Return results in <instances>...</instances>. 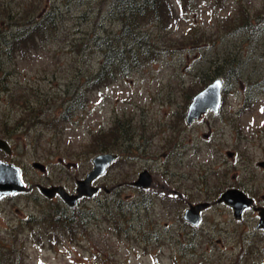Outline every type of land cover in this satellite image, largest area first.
I'll return each mask as SVG.
<instances>
[{
    "label": "rangeland",
    "instance_id": "374dc122",
    "mask_svg": "<svg viewBox=\"0 0 264 264\" xmlns=\"http://www.w3.org/2000/svg\"><path fill=\"white\" fill-rule=\"evenodd\" d=\"M114 2L0 0V43L29 22L46 20L48 28L56 17V27L4 47L16 54L2 64L16 91L0 89V137L11 147V153L0 149V159L19 166L29 188L0 198V252L18 264H260L264 232L255 206L264 205L258 163L264 160V0H191L193 8L166 32L149 28L161 35L156 53L141 55L132 68L131 39L122 40L126 45L113 39L110 49L104 44L122 27L121 13L110 15ZM121 48L128 49L121 63L107 66L116 72L113 81L82 90L83 77L94 76L105 55ZM216 76L224 80L219 111L187 123L192 96ZM66 89L83 108L61 126L63 98L71 96ZM105 151L118 158L93 181L98 191L77 202L75 214L84 211L87 220L70 238L51 218L57 206L72 214L70 207L36 184L76 192V179ZM143 168L151 184L136 186ZM227 187L253 197L240 218L217 201ZM200 200L210 205L193 225L183 212ZM28 224H37L33 233Z\"/></svg>",
    "mask_w": 264,
    "mask_h": 264
},
{
    "label": "trees",
    "instance_id": "16d2710c",
    "mask_svg": "<svg viewBox=\"0 0 264 264\" xmlns=\"http://www.w3.org/2000/svg\"><path fill=\"white\" fill-rule=\"evenodd\" d=\"M114 4L115 6L112 7L110 15H115V13H121L118 19L122 22V27L114 35V37L108 36V39L105 40L104 44L110 49L116 47V45L113 43V39L117 42L121 41V44L122 40L126 38L131 39V68L140 63L139 60L142 57L141 55H148L149 53L155 55L156 53V49L158 46L157 39L161 37V35L153 36L149 28L151 30L156 29L159 31L163 30L166 32V30L169 29L172 24L180 20L181 14L183 15L184 13L193 8L191 0H115L113 5ZM176 4H178V10ZM50 22L52 25H50L49 27H56V17H52L50 19ZM48 28L46 20L43 22L38 20L32 25H30L29 22L28 24L19 28L17 32L11 33L9 35V38H3V42L0 43L2 44L0 46V89H5L6 91H8L7 93L9 95H12L16 91L15 89L11 90V88L7 86V80L5 76L6 72L4 71L5 67H3L2 65L5 57L14 60L16 54H9V52H6V50H4V47L11 46L13 41L17 40L18 38L28 37L30 33L33 35V32L35 31H37V33L43 34L44 30ZM148 38L153 40L150 45L147 42ZM196 40V44L199 45V42L202 40V37H199ZM127 42L128 41L123 42L122 45H126ZM127 50L128 49L121 48L119 49V54L112 55L111 57L110 54L107 53L105 55V59L103 60L101 70L98 71L94 76L89 77L88 75H85V77H83L82 81L80 82V85L83 87L82 90H85V85L87 86V88L91 86V89L94 86L107 85L111 81H113V79L116 77V72L115 70H113L112 74V72L107 66H109L111 63L120 64L122 61V54ZM153 58L155 57L153 56ZM228 73L233 74L231 72ZM203 78H206L207 80L209 78V75L205 72H201V79ZM81 91H78V93ZM65 92L68 93L67 95L71 96H66L65 98H63L64 104L67 105L64 111L57 118V122H60L61 126H63L66 121L71 120L77 110L83 108L81 102L78 103V101H76L75 103H71L73 94L70 92V90L68 91L66 89ZM40 121L43 124L46 123V121L44 120ZM54 133L57 135L63 133V131L58 130L54 127ZM132 155L133 154H131V158ZM70 210L72 214L69 213L68 209H63L60 206H57V208L55 209V213L51 214V218L53 220H58L60 223H62V226L65 228V232L67 233V235H69L70 238H73L74 235L69 234V232L73 230L77 231L84 228V222H86L87 218L83 216H86L87 213L84 211H80L81 213L75 214L76 209L73 207H70ZM31 219L32 218H30V220ZM50 225L54 227V222H51ZM36 226L37 224H35V226L28 224L27 227H31L32 229L36 228ZM35 230L36 229H32V233ZM38 235H40L38 231L37 234H33L34 238H38ZM0 264L18 263L13 261L12 258H8L6 255L3 254V252H0Z\"/></svg>",
    "mask_w": 264,
    "mask_h": 264
},
{
    "label": "water",
    "instance_id": "95a60500",
    "mask_svg": "<svg viewBox=\"0 0 264 264\" xmlns=\"http://www.w3.org/2000/svg\"><path fill=\"white\" fill-rule=\"evenodd\" d=\"M222 83L223 80L220 77H217L193 96L186 113L187 123L192 122L207 109L213 111L218 110L221 101L220 88L222 87ZM0 148L7 153L11 152L9 142L2 137H0ZM229 153L230 152H228V154ZM116 157L117 154L110 151L96 154L92 158V168L86 172L83 178L76 179V192L74 193H69L62 185L47 186L38 184V187L40 191L48 197L53 196L58 192L68 204L73 205L79 197L83 195L91 196L97 191L98 186L93 184L92 181L98 175L102 174L105 171L106 166ZM258 163L264 166V160H260ZM32 164L40 169H44L43 163L39 161H33ZM150 181L151 174L144 169L139 172L137 178L133 181V184L144 187L148 186ZM26 188L27 187L21 179L19 167L10 162L0 160V196L23 191L26 190ZM217 200L224 201L231 205L234 216L239 218L243 209L246 206H249L253 199L242 189L231 187L223 191ZM207 204L208 202H201L190 205L189 208L185 209L186 219L192 223H196L199 219V210L204 208ZM257 208L260 218L256 226L261 227L264 231V206H259ZM262 264H264V261Z\"/></svg>",
    "mask_w": 264,
    "mask_h": 264
},
{
    "label": "flooded vegetation",
    "instance_id": "af4514ba",
    "mask_svg": "<svg viewBox=\"0 0 264 264\" xmlns=\"http://www.w3.org/2000/svg\"><path fill=\"white\" fill-rule=\"evenodd\" d=\"M144 169H146V168H143L142 170H144ZM142 170H140V171H142ZM146 170L149 172L148 169H146ZM140 171H139V172H140ZM149 173H150V172H149ZM138 174H139V173H138ZM150 174H151V173H150ZM137 176H138V175H137ZM151 181H152V174H151ZM151 181H150V184H151ZM150 184H149V185H150ZM149 185H148V186H149ZM227 188H231V187H227ZM227 188H226V189H227ZM251 197H252V196H251ZM252 199H253V197H252ZM217 201H218V200H217ZM201 202H208V204H207L204 208H202L201 210H199V215H198L199 219H198V221L196 222V224L199 222V220H200V218H201V211L210 205V201H207V200H200V201H196V202H193V203L191 202V203H189L188 206L186 207V208H189L190 205H192V204H196V203H201ZM252 203H253V200H252ZM252 203H251V204H252ZM251 204H250V205H251ZM250 205H249V206H250ZM259 206H264V205H258V206H255V209L257 210V212H258V208H257V207H259ZM247 207H248V206H246L245 208H247ZM186 208H185V209H186ZM245 208H244V209H245ZM185 209H184V212H183V216H184V217H185ZM244 209H243V210H244ZM242 212H243V211H242ZM242 212H241L240 217L242 216ZM240 217H239V218H240ZM185 218H186V217H185ZM259 218H260V215H259V212H258V220H257V223H258V221H259ZM185 220H187V219H185ZM187 221L190 222L189 220H187ZM190 223L193 224L192 222H190ZM257 223H256V224H257ZM193 225H195V224H193ZM263 261H264V259H262V261H261L260 264H262Z\"/></svg>",
    "mask_w": 264,
    "mask_h": 264
}]
</instances>
